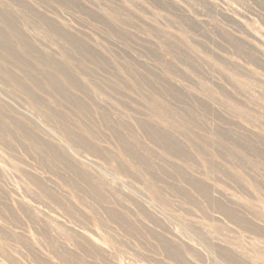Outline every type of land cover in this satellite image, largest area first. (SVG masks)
Returning a JSON list of instances; mask_svg holds the SVG:
<instances>
[{
	"label": "rangeland",
	"instance_id": "rangeland-1",
	"mask_svg": "<svg viewBox=\"0 0 264 264\" xmlns=\"http://www.w3.org/2000/svg\"><path fill=\"white\" fill-rule=\"evenodd\" d=\"M23 1L92 55L47 35L46 26L32 20L19 22L24 37L79 76L80 70H97L106 91L80 76L87 81L82 92L55 74L68 93L89 102L85 116L57 99L45 78L38 86L26 79L28 69L9 64L0 51V63L56 112L48 117L46 108L39 111L0 75V118L11 128L22 124L45 146L0 131V264H231L226 250L244 264H264V0ZM0 6L18 11L10 0ZM30 61L33 73L46 71ZM156 100L173 112L169 123L158 115L165 107L151 106ZM98 106L109 110L114 131ZM185 115L194 117L193 124ZM63 116L71 122L63 123ZM141 122L171 134L190 158L172 155ZM66 126L98 152L72 138ZM187 134L206 143L200 147L206 163ZM119 136L135 144L147 164H133ZM208 165L218 169L207 171ZM184 174L207 185L210 197ZM217 200L252 228L222 213ZM164 240L178 248L179 259L163 248Z\"/></svg>",
	"mask_w": 264,
	"mask_h": 264
},
{
	"label": "bare ground",
	"instance_id": "bare-ground-1",
	"mask_svg": "<svg viewBox=\"0 0 264 264\" xmlns=\"http://www.w3.org/2000/svg\"><path fill=\"white\" fill-rule=\"evenodd\" d=\"M12 2V4H15L17 6V12H13L11 9H2L0 8V51L3 54V59L8 62L9 64L14 63V65H20L22 67H24L29 74L26 75V79H29V81L39 85H41V77L45 78V84H47V89L50 90L52 93L57 94L60 100H66V102H70L69 104H73L74 106H77V109L79 110L78 113H83L85 116H87L90 111H91V107L89 102H87L86 100H84L81 97L78 96H74L70 93H68L66 91V88L63 87V84L61 82V80L55 76V74H59L62 76V78L67 81L71 88L82 91V92H87V86L85 84V82L81 81L80 76L86 78V80L88 79L89 81H94L96 82V86L98 88H100V93H104L106 90L102 89V85L97 81V74L98 71L97 70H80V76L77 75L76 73H74L71 70H67L66 66L63 63H60L58 60L52 58L51 56L41 53L36 47L38 46H34L29 40H27L24 37V34L22 33L20 27H19V22L22 19H26V20H32L34 22H38L41 23V25L46 26V34H55L56 36L60 37L61 39H63L62 41H66L67 43L73 42L75 44V46L77 47L79 44L78 42H75L71 36H69L66 31L61 30L57 25H55L54 23L50 22L49 20H47L44 16H42L39 13H36L26 1L23 0H10ZM45 1V0H44ZM74 1V0H73ZM31 2V1H30ZM47 3V2H46ZM49 3V2H48ZM58 3V2H57ZM66 3V2H65ZM70 3V2H69ZM3 5V4H2ZM52 5V4H51ZM69 6V5H68ZM1 7V6H0ZM12 7V6H11ZM70 7V6H69ZM14 8V7H12ZM16 8V7H15ZM37 9V8H36ZM14 10V9H13ZM43 13V12H42ZM44 15V14H43ZM110 15V14H108ZM48 16V15H47ZM52 16V15H51ZM114 22V21H113ZM34 24V23H33ZM37 24V25H38ZM60 24V23H59ZM66 24V23H65ZM61 25V24H60ZM43 26V28H44ZM65 26V25H64ZM22 28V27H21ZM42 28V27H40ZM67 28V27H66ZM70 29V28H69ZM43 30V29H42ZM113 30V28H112ZM71 32V31H70ZM69 33V32H68ZM42 34V33H41ZM74 34V33H72ZM27 35V34H26ZM55 36V37H56ZM29 38V36H28ZM46 38V37H45ZM57 38V37H56ZM32 39V38H31ZM60 41V40H59ZM53 42V40L51 41ZM41 43V41H40ZM45 44V43H44ZM66 44V43H65ZM72 44V43H71ZM82 44V42H81ZM67 45V44H66ZM87 45V44H86ZM70 46V45H68ZM78 49H81L84 51L85 54L88 55H92V52L84 47V46H78ZM52 50V49H51ZM56 50V49H55ZM94 50V49H93ZM24 52L27 54V56H22L20 52ZM59 51V50H58ZM51 53V52H50ZM55 53V52H54ZM78 54V53H77ZM25 55V54H24ZM84 56V55H83ZM92 57V56H91ZM96 57V56H95ZM35 60L37 61L42 67H44L46 69L45 70H37V74L33 73V70H31L35 65H33L31 63V60ZM89 59V58H88ZM92 59V58H91ZM3 62V61H2ZM102 63V62H101ZM106 64V62L104 63ZM15 65V67H16ZM68 65V64H66ZM103 65V64H102ZM14 67V68H15ZM38 68V67H37ZM68 68L69 65H68ZM21 69V68H20ZM43 69V68H42ZM124 69V68H123ZM18 70V69H17ZM78 73V74H79ZM0 75L3 76L4 78H6L9 82H12L19 90H21L22 92H24V94H26L29 99L36 105L37 109H39V111H45L43 105H42V101L40 98H38L34 93H33V89L31 90L29 82H27V80L25 79H21L19 77L16 76V73L13 74L11 71L7 70L5 65L0 63ZM143 80V79H142ZM42 83H44L42 81ZM65 84V83H64ZM13 86V85H12ZM44 86V85H43ZM44 88V87H43ZM89 88V87H88ZM40 89V88H39ZM68 89V88H67ZM86 89V91H84ZM110 89L115 91L114 87L110 86ZM42 90V89H41ZM46 90V89H45ZM91 92V90H90ZM110 92V91H109ZM107 92V93H109ZM44 93V92H43ZM51 93V94H52ZM37 94V93H36ZM47 94V93H46ZM95 94V93H94ZM77 95V94H76ZM92 95V94H91ZM110 95V94H109ZM48 96V95H46ZM90 96V94L88 95ZM44 97V96H43ZM49 97V96H48ZM94 97V96H93ZM106 97V94H105ZM160 97V96H159ZM45 98V97H44ZM109 98V97H108ZM113 98V97H112ZM49 99V98H48ZM52 99V98H50ZM96 99V98H94ZM119 99V98H118ZM98 100V99H97ZM110 100V99H109ZM95 101V100H94ZM93 101V102H94ZM54 102V101H53ZM118 102V101H117ZM44 103V102H43ZM56 103V102H55ZM114 103V102H112ZM151 106L153 107H157L158 109L161 110L162 107H165V109H167L166 112H159L158 115L162 117L163 120L166 119V121L169 123L170 119H173V112L170 110L169 107H167L163 102H160L159 100L150 102ZM61 104V103H60ZM50 105V103L48 104ZM106 105V104H105ZM103 105V106H105ZM110 107V104H109ZM112 107V106H111ZM0 108H2L0 106ZM49 108V107H48ZM47 109V111H45V115H47L48 117H52L55 116L56 117V112L52 111V109ZM108 108V106H107ZM75 109V108H74ZM76 110V109H75ZM47 112V113H46ZM3 113V112H2ZM1 113V114H2ZM138 113V112H137ZM95 114V113H94ZM98 114L100 115L102 121L104 123H107L109 128L114 131L111 126H110V112L109 110H107L106 108L100 107L98 106ZM2 116V115H1ZM62 116V115H61ZM64 116H67L66 114H64ZM62 117V122L66 124L67 121L71 122L70 119L67 117ZM90 116V115H88ZM60 117V116H59ZM54 118V117H53ZM138 118V117H137ZM185 118L188 122V124H193L194 122V117L190 116V115H185ZM69 119V120H67ZM6 120V119H4ZM2 118H0V131H3L2 134H4V132L8 131L11 132L12 134H16V133H20V135L28 142L30 143L31 146L36 147V148H44L45 146L41 145L38 142V139L34 136V134H32L29 131H26L22 126V124L20 123H15L14 128L9 127L7 121L5 122ZM17 122V121H16ZM19 122V121H18ZM62 123V124H63ZM142 123V122H141ZM172 124V123H171ZM72 125V124H71ZM179 125V124H178ZM25 126V125H24ZM70 126H66V131L67 133L72 137V138H76L77 142L79 143H83L85 144L86 147H88L91 150H95L98 152V148L95 147L93 144L89 143V141H87L85 138H77L76 133H74V129L70 130V128H67ZM94 127V126H93ZM27 128V127H26ZM141 128L145 130V132L149 133L151 137H153L155 139V141L158 144H161L168 152H171L172 155L176 154L178 156H182V157H186V158H190V154L181 147L180 143L176 140V138H174L173 136H171V134H168L167 132H164L163 130H160L158 127H156L155 125L149 124V123H142L141 124ZM12 129V130H11ZM29 129V128H27ZM83 131H86L87 133H89V135L91 134V136H94L93 130L90 125L88 124H83L82 127ZM120 130V128H119ZM96 133V132H95ZM119 133H121L120 131H117L116 134L118 135ZM76 134V135H75ZM81 135V134H80ZM116 135V136H117ZM121 135V134H119ZM187 139L189 141V143L192 145L193 148H197L198 152L201 154L200 157H202V160H204V162L206 163V159L204 156V151L202 149H200L201 144H206V143H201L199 140H197L195 137H193L191 134H187ZM84 136V135H83ZM82 136V137H83ZM96 138V136H94ZM93 138V137H92ZM120 141V145L122 148V152L123 154H125L129 160L131 162H133V164L139 165V166H143L144 164H147L146 160L138 157V155L136 156V153L134 151V145H132L131 143L125 142L123 141L122 137L119 136ZM118 141V142H119ZM130 142V141H129ZM46 145V144H45ZM9 147V146H8ZM32 147V148H33ZM48 147V146H47ZM51 147H49L50 149ZM12 149V148H11ZM48 148L46 149V152L50 154V151ZM166 151V152H167ZM53 156L55 159L58 160H62L63 157L59 156L58 153H54L52 151ZM144 157V156H143ZM176 157V156H175ZM179 158V157H178ZM192 158V157H191ZM194 160V157H193ZM212 160V159H211ZM49 164V163H48ZM197 164V162H196ZM207 165V164H206ZM211 166V167H209ZM215 165H208L207 167L209 169H207V171L214 169ZM204 167V166H203ZM205 168V167H204ZM218 169V166L216 167ZM22 170V169H21ZM239 172V171H238ZM184 173V172H183ZM28 174V173H27ZM242 174V173H241ZM30 176V175H28ZM27 176V177H28ZM183 179H188V181L193 185V187L196 189V191L201 194L202 196L209 198L210 197V189L207 185L203 184L200 181L194 180L193 178H189L187 177L186 174L183 175ZM239 178L242 176L239 174L238 176ZM31 179V178H30ZM32 180V179H31ZM34 181L37 182V184L40 185V187L43 186V183L41 182V180L39 181V179L35 178L33 179ZM36 184V183H35ZM101 187V186H100ZM152 188V187H151ZM154 188V187H153ZM155 190V189H153ZM162 191V190H160ZM44 192V191H43ZM100 192V191H99ZM154 192H156V195L159 196L160 192L158 189H156ZM101 193V192H100ZM47 195H50V198H52V200H56L57 198L50 194L49 192H47ZM161 195V194H160ZM163 199V198H162ZM161 199V201H162ZM211 199V198H210ZM208 200V199H207ZM219 200V198H218ZM216 201V205L217 207L220 209V211L224 214H226L227 216H229L230 218H232L235 222H237L238 224H240L242 227L247 228L248 226H250L249 228H252L250 223L241 215L237 212V210L234 209V207L231 206H227L222 202ZM223 200V199H222ZM224 202V201H223ZM162 240V239H161ZM162 246L163 248L170 253L173 257H175L176 259H179L181 257V254L179 252H177V250L175 248L169 247L167 242H165V240L162 242ZM180 251V250H179ZM224 255L226 256V258L229 260V262L231 264H244V262H242L239 258H237L231 251L226 250L224 251ZM73 261V260H72ZM70 264H75L73 262H69Z\"/></svg>",
	"mask_w": 264,
	"mask_h": 264
}]
</instances>
